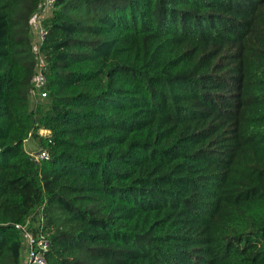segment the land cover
Here are the masks:
<instances>
[{"label":"trees","instance_id":"16d2710c","mask_svg":"<svg viewBox=\"0 0 264 264\" xmlns=\"http://www.w3.org/2000/svg\"><path fill=\"white\" fill-rule=\"evenodd\" d=\"M38 2L0 0V264L28 219L47 264H264V0H57L35 104Z\"/></svg>","mask_w":264,"mask_h":264},{"label":"built area","instance_id":"2783aa9c","mask_svg":"<svg viewBox=\"0 0 264 264\" xmlns=\"http://www.w3.org/2000/svg\"><path fill=\"white\" fill-rule=\"evenodd\" d=\"M56 3L57 0H39L30 20L32 53L35 59V67L31 78L29 95L35 104H38L40 100L48 96V62L44 56L42 46L49 34L45 20L53 14ZM49 132L46 129L39 130L40 135H46ZM28 141L25 140V142ZM30 154L38 162L49 157V152L45 149H40L38 152H30ZM15 227L21 233L26 245V259L23 261V264H47V252L50 249L51 240L43 234H34L30 229L29 219L25 224L18 223Z\"/></svg>","mask_w":264,"mask_h":264},{"label":"rangeland","instance_id":"374dc122","mask_svg":"<svg viewBox=\"0 0 264 264\" xmlns=\"http://www.w3.org/2000/svg\"><path fill=\"white\" fill-rule=\"evenodd\" d=\"M27 149L31 152H38L41 149V147L38 145V143H36L35 140H30V142L27 143Z\"/></svg>","mask_w":264,"mask_h":264}]
</instances>
